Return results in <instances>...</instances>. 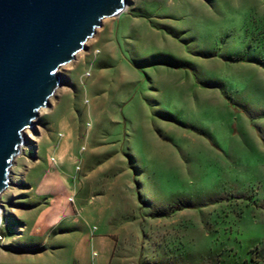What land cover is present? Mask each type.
I'll return each instance as SVG.
<instances>
[{
	"label": "rangeland",
	"instance_id": "obj_1",
	"mask_svg": "<svg viewBox=\"0 0 264 264\" xmlns=\"http://www.w3.org/2000/svg\"><path fill=\"white\" fill-rule=\"evenodd\" d=\"M58 74L1 194L3 260L264 264V0H126ZM52 199L87 242L35 259Z\"/></svg>",
	"mask_w": 264,
	"mask_h": 264
},
{
	"label": "water",
	"instance_id": "obj_2",
	"mask_svg": "<svg viewBox=\"0 0 264 264\" xmlns=\"http://www.w3.org/2000/svg\"><path fill=\"white\" fill-rule=\"evenodd\" d=\"M126 0H0V203L24 131L51 105L60 66L76 59Z\"/></svg>",
	"mask_w": 264,
	"mask_h": 264
},
{
	"label": "crops",
	"instance_id": "obj_3",
	"mask_svg": "<svg viewBox=\"0 0 264 264\" xmlns=\"http://www.w3.org/2000/svg\"><path fill=\"white\" fill-rule=\"evenodd\" d=\"M54 161H57V159H55ZM49 172H51V171L49 170V168H47V171L46 172L43 171L42 174L40 175L39 179H37L36 182H38V183L44 182V180H45L44 174H47ZM51 173H52V176H51L52 182H51L50 186H51L52 192L50 194H51V196L54 193L58 195L59 190H60L59 189V182H58L59 173L56 172V175L54 174V172H51ZM50 201L48 203H42V204L38 205L36 208L37 213L35 216H28V214H26L30 219L25 220V225H26L27 229L24 230L23 235H22V236L27 235V232L29 231L30 236H33L34 238H43V240L39 241V239H37L36 243L29 244L30 242H27L28 238L25 236V239H24V237L22 239L23 244H22V242H20V244H22L21 247H23L24 245H27V246H31L33 248L35 245V247L37 249L38 248H42V249L36 250L34 252V254H32L33 255L32 258L35 257V259H40V257L43 258V256L45 258H47L48 255L51 256L55 252L54 251L55 248L63 246V245L57 246V245H54L52 243H51V245H48V242H49L48 240L50 239V238L48 239V237H50V236H57L60 238H62L64 236L66 237V234L69 235L68 233H70V231H73V235H77V231L80 230L79 234H78L80 239L77 240L78 241V250L77 251H79V253L84 252L83 251L84 247L82 246V244L87 242V238H85L86 235H85V233H83L84 232L83 226H81L80 228H76L73 226H69V228H62L61 224L65 221H73L74 219H71V218H73L74 216L64 215L63 213L59 212V210L56 213L55 210L58 209L57 208L58 201L55 199H52ZM44 206H46L48 208L51 207V211L52 212L54 211L51 215L52 217L50 218V220H48V222L44 221L45 216H46L44 214ZM26 215L21 213L20 216L27 217ZM48 223H50V225H48V227L49 226H51V227H49V228L47 227L44 230V228H42V224L47 226ZM39 224H41V227ZM86 247H87V244H86ZM14 260L15 261H13L12 263H9V262L3 260V258H1V255H0V264H23L22 260H20V257H18V256H17V259H14ZM75 262L78 264V262H81V259H79ZM27 264H35V263L31 261Z\"/></svg>",
	"mask_w": 264,
	"mask_h": 264
},
{
	"label": "bare ground",
	"instance_id": "obj_4",
	"mask_svg": "<svg viewBox=\"0 0 264 264\" xmlns=\"http://www.w3.org/2000/svg\"><path fill=\"white\" fill-rule=\"evenodd\" d=\"M41 115H44L46 113H48V108L46 107V105L42 106L39 110Z\"/></svg>",
	"mask_w": 264,
	"mask_h": 264
},
{
	"label": "built area",
	"instance_id": "obj_5",
	"mask_svg": "<svg viewBox=\"0 0 264 264\" xmlns=\"http://www.w3.org/2000/svg\"><path fill=\"white\" fill-rule=\"evenodd\" d=\"M2 225V216H1V212H0V226ZM3 234L0 232V241H3Z\"/></svg>",
	"mask_w": 264,
	"mask_h": 264
}]
</instances>
